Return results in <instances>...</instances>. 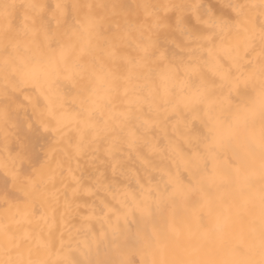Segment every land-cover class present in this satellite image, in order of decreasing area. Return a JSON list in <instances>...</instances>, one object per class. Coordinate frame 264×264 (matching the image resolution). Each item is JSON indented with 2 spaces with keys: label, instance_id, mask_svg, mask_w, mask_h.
Here are the masks:
<instances>
[{
  "label": "snow or ice",
  "instance_id": "1",
  "mask_svg": "<svg viewBox=\"0 0 264 264\" xmlns=\"http://www.w3.org/2000/svg\"><path fill=\"white\" fill-rule=\"evenodd\" d=\"M0 264H264V0H0Z\"/></svg>",
  "mask_w": 264,
  "mask_h": 264
}]
</instances>
